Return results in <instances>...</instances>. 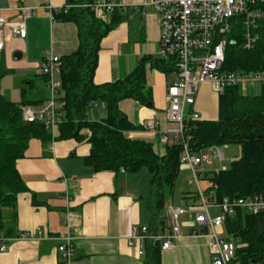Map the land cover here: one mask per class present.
Listing matches in <instances>:
<instances>
[{
    "label": "crops",
    "instance_id": "1",
    "mask_svg": "<svg viewBox=\"0 0 264 264\" xmlns=\"http://www.w3.org/2000/svg\"><path fill=\"white\" fill-rule=\"evenodd\" d=\"M118 1L125 5L119 8L122 20L101 42L94 76L97 84L124 78L142 58L159 55V21V34L154 37L148 35L145 20V12L153 7L148 5L141 8L146 0ZM73 2L0 0V14L9 22L24 19V6L32 7L35 11L26 19V37H15L9 27L4 29L5 47L0 51V68L8 72L2 78L1 91L8 99L21 103L22 90L25 88L30 92L31 99H43L40 104L29 105L41 107L47 103L51 97L49 77L41 73L46 52L64 57L79 47L77 24L59 17L63 7ZM111 15L107 14L102 19L108 21ZM16 52L21 54L15 55ZM172 78V72H164L148 63L146 80L152 92L153 105H144L131 98L119 104L120 109L136 126L133 130L125 131V135L151 142L155 152L161 156L175 142V139L166 141L164 132L178 126L167 117V85ZM214 93L218 97L215 101V97L202 90L201 86L195 108L202 119L219 117L220 95ZM97 116L96 110H91L90 119L95 120ZM149 120L155 122V128L147 127ZM50 130L51 141L32 138L25 156L17 161L18 170L28 188L18 195L17 216L13 225L18 234L15 237H0V264H65L58 245L60 238L68 231L75 235L73 264H144V255L140 254L139 245L131 244L135 226H150L144 200L148 193L143 194L139 185L140 172L131 173L124 169L117 173L95 172L85 161L91 151L89 129L82 131L86 136L82 140L55 139L60 134V127ZM206 151L210 152L207 157L211 158L212 151L207 148L203 154ZM217 159L224 160L225 154L222 159ZM215 160L205 161L202 167L199 184L203 191L208 186V182L202 179L203 173L219 167L215 165ZM222 167L220 169L227 166ZM201 181L206 183V187L202 186ZM183 198L185 200L181 199L179 203H175L172 198L166 201V206L171 201L176 206L186 207L188 211L181 218V234L174 240V247L162 249V264H211L212 254L207 234L209 229L205 225L194 226L195 210L202 199H197L193 193L183 195ZM215 207L221 211L219 206L213 205L210 208L212 217L222 214L215 211ZM156 230L161 231V228ZM220 233L227 237L224 225ZM22 234H28L29 237H23ZM4 243L7 249L2 251Z\"/></svg>",
    "mask_w": 264,
    "mask_h": 264
},
{
    "label": "trees",
    "instance_id": "2",
    "mask_svg": "<svg viewBox=\"0 0 264 264\" xmlns=\"http://www.w3.org/2000/svg\"><path fill=\"white\" fill-rule=\"evenodd\" d=\"M96 0H76L67 12L61 11L62 20L74 21L79 30L78 49L61 57V82L58 100L65 120L55 139H85L84 129L90 130L88 141L90 154L86 163L95 172L124 169L139 173L148 168L151 177L149 205L150 228H162L166 216L167 193L175 187L180 170L183 145L174 142L166 154L158 155L151 142L132 139L125 131L135 125L120 109L124 99H134L144 105H153L151 89L147 85L146 69L150 63L164 72L173 68L159 57L148 56L140 60L124 78L97 84L94 80L99 62L101 42L122 20L119 9L112 12L110 20L95 15L90 4ZM260 40L252 49L237 43H229L226 49L224 69L235 71L264 70V19L258 29ZM7 70L0 68V237H15L16 206L18 195L27 190L17 161L25 156L32 138L51 141L49 127L41 122H27L22 106L40 104L43 99H31L27 89L22 90L21 103L8 99L1 91L2 78ZM98 116L90 119L91 110ZM185 135L190 149L201 152L211 146L241 145V156L219 171L203 173L208 182L203 191L212 204L231 202L239 198L264 197V86L259 95H245L240 87H228L219 97L217 119H189L185 122ZM197 199L201 195L196 194ZM226 238L236 243V257L231 264H264V212L252 213L241 206H234L225 213ZM161 243H145L144 264H162Z\"/></svg>",
    "mask_w": 264,
    "mask_h": 264
},
{
    "label": "built area",
    "instance_id": "3",
    "mask_svg": "<svg viewBox=\"0 0 264 264\" xmlns=\"http://www.w3.org/2000/svg\"><path fill=\"white\" fill-rule=\"evenodd\" d=\"M151 5L159 17L160 39L159 55L173 68L172 81L167 85L168 108L167 117L177 123V127L164 133V139L180 142L183 150L181 163L192 169L193 179L202 202L196 209L195 225H205L209 232V247L212 254L211 264H231L236 257L237 245L234 241L223 237L220 228L224 225L225 213L231 212L234 206L252 212H264V197L239 198L234 201L225 199L222 204H212L206 200L200 187V177L205 161L223 158L219 146H211V158L201 152L190 149L185 135V122L198 119L200 114L195 105L203 83L209 82L212 90L218 95L228 87H245L248 85L264 86V70L235 71L224 69L226 49L229 43H237L242 38V46L252 49L260 40L258 31L260 21L264 19V0H146L141 8ZM73 5L63 7L67 12ZM125 6L118 0H96L90 4L92 11L99 18ZM24 19L9 22L0 14V51L5 47L4 29L9 27L15 37L27 36L26 19L35 14L32 7H22ZM61 57L46 52L41 73L48 75V86L51 97L39 108L26 104L22 106L23 118L27 122H41L50 129L59 128L65 117L61 111L63 103L58 100L61 82ZM187 107L189 110L186 111ZM147 127L155 128L153 120L147 121ZM219 206L224 213L215 217L210 215L212 206ZM168 221L160 230L151 229L148 225H137L132 231L131 244H138L140 254L145 253V243H161V249H172L174 240L181 234L182 216L187 213L184 206L167 203ZM160 229V228H159ZM29 237L28 234H22ZM7 249L4 243L1 250ZM58 251L62 254L65 264H73L76 251L75 235L68 231L60 238Z\"/></svg>",
    "mask_w": 264,
    "mask_h": 264
},
{
    "label": "rangeland",
    "instance_id": "4",
    "mask_svg": "<svg viewBox=\"0 0 264 264\" xmlns=\"http://www.w3.org/2000/svg\"><path fill=\"white\" fill-rule=\"evenodd\" d=\"M145 20H146V24L148 27L147 28L148 35L156 37V35L159 34V26H158L159 17H158V14L154 8L149 7L147 9V11L145 12ZM201 86H202V90H204L206 93H208L211 97H215V93L213 92L212 87L209 83H203ZM262 89H263V86L258 85V84L240 87L241 93H243L245 95H252V96L259 95L261 93ZM216 98L218 99V97L216 96L214 98V101L217 100ZM35 108H39V107H35ZM188 110H189V107H187L186 111H188ZM221 148L223 150V153L225 154V159L222 161H220L219 159L215 160V165L219 166V167H215L214 168L215 170L217 168H219V169L223 168L222 166H229L231 159L236 157V156H241V153H242L241 145H236V144L235 145H226V146H223ZM204 155L207 157L208 155H210V152L206 151V153H204ZM138 175H139L138 176L139 177L138 182H139V185H141L143 194L148 193V196L144 200H145L146 208H147V212H148L147 214L149 216L150 196H151V191H152L151 173H150V170L148 168H144L140 171V173ZM191 179H193L191 168H189V166L187 164L181 163L180 170H179V173H178V176L176 179L175 187H174L173 191L171 192V194L167 193V195H168L167 200L172 198L175 200V203H179V201L181 199H184L183 195L189 196V195H192V193L194 195L198 194V188H197L195 183L190 182ZM201 184L203 187H206V183L204 181H201ZM215 208H213L212 210L215 209V211H217L218 213H221V212H222V214L224 213L223 209H221V211H220V209L218 207H215ZM164 214L166 216L165 220L168 221L169 218L167 216V214H168L167 206H166V209L164 210ZM146 221H147V219H146ZM149 224H150V222H149Z\"/></svg>",
    "mask_w": 264,
    "mask_h": 264
},
{
    "label": "water",
    "instance_id": "5",
    "mask_svg": "<svg viewBox=\"0 0 264 264\" xmlns=\"http://www.w3.org/2000/svg\"><path fill=\"white\" fill-rule=\"evenodd\" d=\"M74 1H76V0H74ZM16 54H19V55H20L21 53H20V52H16L15 55H16ZM164 223H165V221L163 220V221H162V225H164Z\"/></svg>",
    "mask_w": 264,
    "mask_h": 264
}]
</instances>
